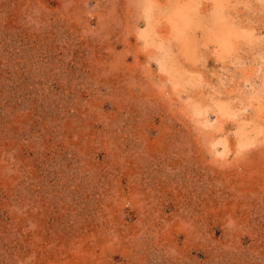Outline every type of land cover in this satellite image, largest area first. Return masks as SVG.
<instances>
[{
    "label": "rangeland",
    "instance_id": "1",
    "mask_svg": "<svg viewBox=\"0 0 264 264\" xmlns=\"http://www.w3.org/2000/svg\"><path fill=\"white\" fill-rule=\"evenodd\" d=\"M0 264H264V0H0Z\"/></svg>",
    "mask_w": 264,
    "mask_h": 264
}]
</instances>
